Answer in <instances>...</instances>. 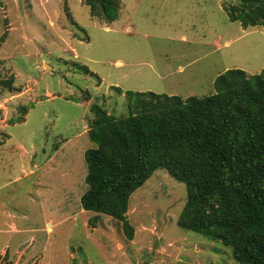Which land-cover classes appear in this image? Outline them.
<instances>
[{
    "label": "rangeland",
    "instance_id": "rangeland-1",
    "mask_svg": "<svg viewBox=\"0 0 264 264\" xmlns=\"http://www.w3.org/2000/svg\"><path fill=\"white\" fill-rule=\"evenodd\" d=\"M241 1L120 0L108 22L82 0H0V264H240L177 225L186 187L163 168L129 197L131 238L80 196L93 103L120 117L126 91L200 97L264 67V28L228 19Z\"/></svg>",
    "mask_w": 264,
    "mask_h": 264
},
{
    "label": "trees",
    "instance_id": "trees-1",
    "mask_svg": "<svg viewBox=\"0 0 264 264\" xmlns=\"http://www.w3.org/2000/svg\"><path fill=\"white\" fill-rule=\"evenodd\" d=\"M82 1L93 17L118 16L120 0ZM227 13L242 27L264 28V0H242ZM124 96V116L90 106L87 136L95 146L84 151L82 208L119 220L131 238L129 197L163 168L186 187L178 226L229 246L240 264H264V67L249 75L228 68L205 96Z\"/></svg>",
    "mask_w": 264,
    "mask_h": 264
},
{
    "label": "crops",
    "instance_id": "crops-1",
    "mask_svg": "<svg viewBox=\"0 0 264 264\" xmlns=\"http://www.w3.org/2000/svg\"><path fill=\"white\" fill-rule=\"evenodd\" d=\"M117 62H119V61H117ZM117 62H116V63H117ZM180 67H181V66H180ZM33 156H34V155H33ZM28 160L31 161L30 158H28ZM31 162H32V161H31ZM33 167H36V166H33ZM28 172L30 173V171H27V172L24 173V175H26Z\"/></svg>",
    "mask_w": 264,
    "mask_h": 264
}]
</instances>
